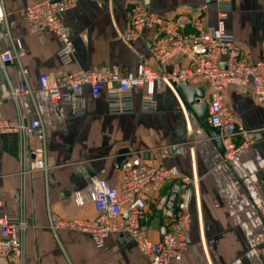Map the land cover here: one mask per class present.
Here are the masks:
<instances>
[{
    "label": "crops",
    "instance_id": "0c3cea01",
    "mask_svg": "<svg viewBox=\"0 0 264 264\" xmlns=\"http://www.w3.org/2000/svg\"><path fill=\"white\" fill-rule=\"evenodd\" d=\"M39 1L0 0V53L10 49L11 40L21 41L26 84L33 92L32 97L21 96L15 102L10 86L23 85L19 68L10 64L4 73L0 67V114L7 120L19 114L27 122L40 118L48 148L47 168L23 173L19 138L0 134V216H16L24 209L29 223L24 263L5 256L0 264H149V257L128 236L112 234L98 247L88 234L54 231L50 226L55 216L97 217L91 204L77 207L74 203V194L89 188L81 169L116 185L121 179L118 154L124 150L123 158H155L199 178V197L190 208L188 246L181 259L171 264H264V244L257 246L254 240L264 226V103H258L251 87L225 92L227 106L251 141L238 160L230 163L208 136L207 122L200 124L176 89L161 80L156 83L155 112L141 111L146 89L140 88L134 94L135 112L121 115L109 113L106 91L94 99L90 86H84L83 110L75 113L53 104L39 87L41 75L54 82L64 73L112 68L124 77L136 73L142 61L166 77L178 61L157 65L152 56L158 40L154 29H146L130 44L124 41L132 10L144 5L151 12L174 18L208 5L207 26L213 28L215 7L208 0H78L63 16L74 44L73 62L63 66L57 55L58 38L49 31L33 34L29 30L25 9ZM231 7L226 32L242 47L246 63H263L264 0H231ZM164 147L168 149L166 159L161 156ZM168 186L158 192L150 187L144 191L146 226L153 242L160 241L159 228L169 222L161 210V195Z\"/></svg>",
    "mask_w": 264,
    "mask_h": 264
},
{
    "label": "built area",
    "instance_id": "2783aa9c",
    "mask_svg": "<svg viewBox=\"0 0 264 264\" xmlns=\"http://www.w3.org/2000/svg\"><path fill=\"white\" fill-rule=\"evenodd\" d=\"M78 0H41L28 6L24 16L33 34L52 32L60 42L58 58L63 66L73 62L74 44L63 16L74 9ZM215 7L216 23L207 26L208 5L189 9L184 15L168 18L149 11L144 5L132 10L130 27L123 36L130 44L140 39L146 29H154L158 40L152 47V56L159 66L178 61L174 70L166 77L142 61L136 73L121 77L112 68L99 71L80 70L64 73L51 82L47 75L39 77V87L48 94L53 104L71 108L81 113L82 88L90 86L94 99L106 91L108 110L112 115L135 112L134 94L145 88L141 100V111L153 113L157 110L154 99L156 83L161 80L170 88L180 83L204 89L209 97L197 100L208 105L207 124L220 134L223 142L224 160L237 161L251 141L239 126L233 111L227 106L225 92L230 88L251 87L258 103H264V62L248 64L243 58L242 47L226 32V22L232 12L231 0H210ZM25 51L19 40H11L10 49L0 53V67L15 64L23 79V85L10 86V97L17 102L21 96L32 97V89L26 84L28 71L23 65ZM185 62L186 65H181ZM0 134H15L19 138L22 172L45 170L48 166L47 135L40 118L27 122L21 114L16 119H3L0 114ZM35 142L37 144H35ZM163 158L168 149L163 148ZM161 210L168 224L159 228L160 241L149 238L147 187L160 191ZM199 197V178L196 174L185 175L178 169L163 165L151 157H130L121 161V179L116 185L93 176L86 192H76L77 207L91 204L95 219H63L51 217L54 231L69 229L88 234L98 247L112 234L128 236L139 250L150 259L149 264H171L179 260L188 246V230L191 222L190 208ZM3 202L0 199V208ZM29 227L24 209L16 216H0V258L10 256L21 263L25 260L26 233ZM255 244H264L263 230L255 236Z\"/></svg>",
    "mask_w": 264,
    "mask_h": 264
},
{
    "label": "water",
    "instance_id": "95a60500",
    "mask_svg": "<svg viewBox=\"0 0 264 264\" xmlns=\"http://www.w3.org/2000/svg\"><path fill=\"white\" fill-rule=\"evenodd\" d=\"M210 3V0H208ZM175 89L185 105L188 107V109L198 118L200 124L204 125L207 122L208 119V105L206 102L198 103L197 100H204L205 99V90L199 89L195 87H190L185 83H180L175 86ZM208 136L213 140L215 145L219 148L221 152L224 153V147L223 142L220 138L219 132H217L214 129L207 130ZM125 153H127V150L120 151L118 154V162L117 166H121V161L123 160V156ZM82 174L87 178L88 183H91V178L94 176L90 175L87 172L86 168L81 169Z\"/></svg>",
    "mask_w": 264,
    "mask_h": 264
}]
</instances>
